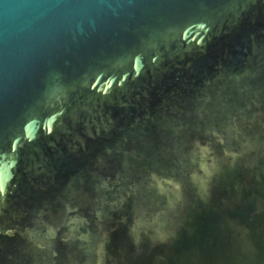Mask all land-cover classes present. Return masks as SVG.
<instances>
[{"label": "water", "instance_id": "1", "mask_svg": "<svg viewBox=\"0 0 264 264\" xmlns=\"http://www.w3.org/2000/svg\"><path fill=\"white\" fill-rule=\"evenodd\" d=\"M0 264H264V0H0Z\"/></svg>", "mask_w": 264, "mask_h": 264}]
</instances>
